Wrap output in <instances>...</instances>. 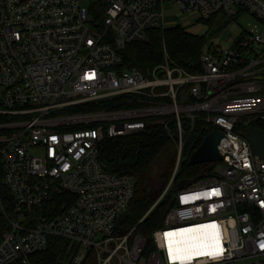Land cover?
Returning a JSON list of instances; mask_svg holds the SVG:
<instances>
[{
    "label": "built area",
    "instance_id": "2783aa9c",
    "mask_svg": "<svg viewBox=\"0 0 264 264\" xmlns=\"http://www.w3.org/2000/svg\"><path fill=\"white\" fill-rule=\"evenodd\" d=\"M169 3L195 22L247 14L264 27V0H0L1 185L13 200L2 209L0 264H31L51 238L68 242L70 264L91 251L97 264H264V159L245 139L253 122L264 125V32L204 48L199 75L167 57L148 73L125 68L128 45L176 27L165 23ZM121 97L122 109L63 113ZM196 120L223 134V160L177 192L146 254L135 228L115 226L135 180L106 172L99 146L162 126L176 147L169 188ZM198 227L201 252L177 253V233Z\"/></svg>",
    "mask_w": 264,
    "mask_h": 264
},
{
    "label": "trees",
    "instance_id": "16d2710c",
    "mask_svg": "<svg viewBox=\"0 0 264 264\" xmlns=\"http://www.w3.org/2000/svg\"><path fill=\"white\" fill-rule=\"evenodd\" d=\"M204 48H206L205 37L191 34L181 27H172L163 31L153 30L148 33L145 42L126 47L122 54L123 66L148 73L163 64L167 57L173 65L188 74L199 75L202 73L200 55ZM122 100L123 97L87 103L66 109L63 113L87 114L122 109L126 107L121 104ZM251 125L264 130L262 123L253 122ZM211 131V126L196 120L195 129L184 149V160L169 188L176 163V147L173 139L162 126L150 124L143 133L116 139L105 138L100 144L99 161L103 169L117 176H131L135 180V196L129 205L128 217L122 224L121 230L122 234H125L135 228L133 238L139 235L147 241L146 254L154 250L152 234L163 228L168 211L175 205L177 192L213 175L214 165L188 164L191 155ZM2 177L0 168V231L7 228L2 209L8 212L13 207L9 190L1 185ZM66 200L69 199L62 197L54 200L52 208L56 214L62 212L60 206ZM67 246V241L51 238L48 249L32 255L30 262L31 264H70L65 254ZM83 264H97L93 251L87 255Z\"/></svg>",
    "mask_w": 264,
    "mask_h": 264
},
{
    "label": "rangeland",
    "instance_id": "374dc122",
    "mask_svg": "<svg viewBox=\"0 0 264 264\" xmlns=\"http://www.w3.org/2000/svg\"><path fill=\"white\" fill-rule=\"evenodd\" d=\"M86 5L88 6V3ZM165 23L167 25L175 24L176 27H181L191 34L205 37L206 49L211 48L215 41L218 42L219 46L227 47L231 41L240 35L258 36L264 32V27L255 18L247 14H243L234 20L218 15L210 21L195 22L191 20L190 16L180 13L172 3L165 5ZM35 154L39 153L35 152Z\"/></svg>",
    "mask_w": 264,
    "mask_h": 264
},
{
    "label": "water",
    "instance_id": "95a60500",
    "mask_svg": "<svg viewBox=\"0 0 264 264\" xmlns=\"http://www.w3.org/2000/svg\"><path fill=\"white\" fill-rule=\"evenodd\" d=\"M223 134L217 130H212L201 142L199 147L189 158L190 166L216 164L223 160L219 152V145ZM199 139V138H198ZM197 139V140H198ZM249 142L254 156L264 159V130L250 128L249 134L245 136ZM128 215L122 214L116 221V228L120 229L126 221Z\"/></svg>",
    "mask_w": 264,
    "mask_h": 264
},
{
    "label": "bare ground",
    "instance_id": "6f19581e",
    "mask_svg": "<svg viewBox=\"0 0 264 264\" xmlns=\"http://www.w3.org/2000/svg\"><path fill=\"white\" fill-rule=\"evenodd\" d=\"M204 243L202 227L187 229L177 233L175 250L179 254L193 255L204 247Z\"/></svg>",
    "mask_w": 264,
    "mask_h": 264
}]
</instances>
